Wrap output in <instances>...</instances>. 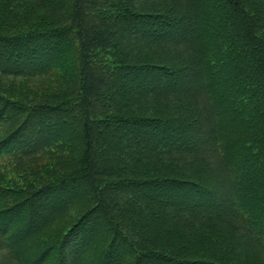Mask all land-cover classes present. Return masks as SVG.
Returning a JSON list of instances; mask_svg holds the SVG:
<instances>
[{
    "label": "trees",
    "instance_id": "obj_1",
    "mask_svg": "<svg viewBox=\"0 0 264 264\" xmlns=\"http://www.w3.org/2000/svg\"><path fill=\"white\" fill-rule=\"evenodd\" d=\"M4 156L1 264H255L264 0H0Z\"/></svg>",
    "mask_w": 264,
    "mask_h": 264
},
{
    "label": "rangeland",
    "instance_id": "obj_2",
    "mask_svg": "<svg viewBox=\"0 0 264 264\" xmlns=\"http://www.w3.org/2000/svg\"><path fill=\"white\" fill-rule=\"evenodd\" d=\"M10 159L11 158L9 156L0 157V177L4 176L6 174L10 178H12L11 176L14 172H13L12 168L9 167V164L11 161ZM15 179L20 180V176L18 173H15ZM30 180H33V182L36 184H41V183L43 184L44 183V181L40 177H31ZM10 205H12V204H10ZM1 262H2V260H0V264H1ZM254 263L255 264H264V256L261 254H258L257 257L255 258Z\"/></svg>",
    "mask_w": 264,
    "mask_h": 264
}]
</instances>
